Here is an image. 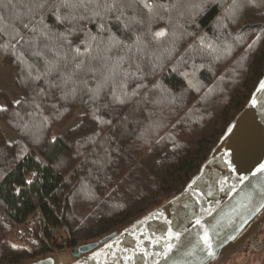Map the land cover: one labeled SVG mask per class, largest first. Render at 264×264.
Masks as SVG:
<instances>
[{"label":"trees","instance_id":"obj_1","mask_svg":"<svg viewBox=\"0 0 264 264\" xmlns=\"http://www.w3.org/2000/svg\"><path fill=\"white\" fill-rule=\"evenodd\" d=\"M0 62V264H25L185 187L264 75V0H0Z\"/></svg>","mask_w":264,"mask_h":264},{"label":"water","instance_id":"obj_2","mask_svg":"<svg viewBox=\"0 0 264 264\" xmlns=\"http://www.w3.org/2000/svg\"><path fill=\"white\" fill-rule=\"evenodd\" d=\"M261 165L264 75L180 192L120 231L72 248L70 264H210L236 249L238 236L264 210ZM54 261L46 256L25 264Z\"/></svg>","mask_w":264,"mask_h":264},{"label":"flooded vegetation","instance_id":"obj_3","mask_svg":"<svg viewBox=\"0 0 264 264\" xmlns=\"http://www.w3.org/2000/svg\"><path fill=\"white\" fill-rule=\"evenodd\" d=\"M264 210L238 236V247L210 264H264ZM253 222L257 225L250 230Z\"/></svg>","mask_w":264,"mask_h":264},{"label":"rangeland","instance_id":"obj_4","mask_svg":"<svg viewBox=\"0 0 264 264\" xmlns=\"http://www.w3.org/2000/svg\"><path fill=\"white\" fill-rule=\"evenodd\" d=\"M15 80H16L15 73L14 70L11 68V66H9L4 62H0V107H4L7 105L8 97L14 102H17L20 99L21 94L16 87ZM70 125H72V123ZM1 127L9 141L16 140L15 133L11 131L6 124L2 123ZM64 128L55 129L53 132L54 136H56L62 130H65ZM66 251L67 250H64V252Z\"/></svg>","mask_w":264,"mask_h":264},{"label":"built area","instance_id":"obj_5","mask_svg":"<svg viewBox=\"0 0 264 264\" xmlns=\"http://www.w3.org/2000/svg\"><path fill=\"white\" fill-rule=\"evenodd\" d=\"M51 232H53V231H51ZM26 236H27V232H26L25 228L22 225H19L16 228V231L14 233V240L15 241H22L26 238ZM73 261H75L74 255L71 253V250H67L66 252H64V251L59 252L55 256L54 264H70Z\"/></svg>","mask_w":264,"mask_h":264},{"label":"snow or ice","instance_id":"obj_6","mask_svg":"<svg viewBox=\"0 0 264 264\" xmlns=\"http://www.w3.org/2000/svg\"><path fill=\"white\" fill-rule=\"evenodd\" d=\"M25 27H27V26H25ZM156 35L159 36V35H162V33H156ZM93 39H95V38H93ZM77 51H79V49H77ZM37 78H39V77H37ZM116 99H117V101H119L121 103L123 102L122 100L119 99V97H116ZM0 111H6V109L0 107ZM258 171H264V165H261L260 168L258 169ZM197 223H199V221H197ZM177 238H178V236H177ZM209 247H211V245H209ZM169 250H171V246H169ZM209 254L211 255L212 253H209Z\"/></svg>","mask_w":264,"mask_h":264}]
</instances>
